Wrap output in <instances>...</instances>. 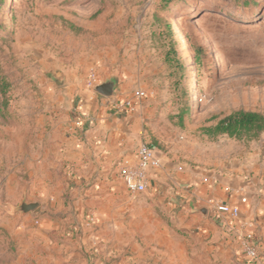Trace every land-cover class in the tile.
I'll use <instances>...</instances> for the list:
<instances>
[{
	"label": "rangeland",
	"instance_id": "1",
	"mask_svg": "<svg viewBox=\"0 0 264 264\" xmlns=\"http://www.w3.org/2000/svg\"><path fill=\"white\" fill-rule=\"evenodd\" d=\"M196 52L197 100L190 96L193 75L182 68ZM93 73L95 84L115 77L116 95L136 87L146 91L147 139L173 167L215 169L232 156L264 163V132L240 140L210 137L202 130L234 110L264 113V0H12L0 17V79L8 84L6 95L0 91V108L6 107L0 111V264H18L23 246L17 228L26 216H31L26 224L32 233L42 218L54 217L46 214L43 200L51 198L42 195V188L55 192L56 186L71 183L66 166L62 181L47 186L41 181V166L31 167L25 157L32 152L26 130L47 124L56 105L64 103L56 95L69 84L77 106H84L83 90L99 94L88 86ZM52 77L66 84L58 87ZM148 192L130 200L132 235L137 207L145 206L148 216L147 210L154 209L163 225L186 237L180 226L188 215H170L166 199L156 201ZM24 200L39 205L22 213L17 208ZM188 206L177 204L180 210Z\"/></svg>",
	"mask_w": 264,
	"mask_h": 264
},
{
	"label": "crops",
	"instance_id": "2",
	"mask_svg": "<svg viewBox=\"0 0 264 264\" xmlns=\"http://www.w3.org/2000/svg\"><path fill=\"white\" fill-rule=\"evenodd\" d=\"M69 85L66 92L56 95L64 103L56 105L47 124L26 130L32 152L25 157L31 167L41 166V181L46 186L62 181L66 166L71 183L56 186L55 192L42 188L46 189L42 195L51 198L43 200L49 207L46 214L54 217L42 218L41 227L33 233L26 224L31 216L18 225L19 245L23 246L18 264H264V163L232 156L215 169L184 164L177 169L158 146L161 164L148 172V193L156 201L166 199L164 209L170 215H188L180 226L188 235H178L163 225L154 209L147 210L152 213L148 216L142 206L137 207L133 236L128 212L133 209L130 200L138 194L127 189L119 169L125 160L138 159V145L149 138L145 123L150 108L143 98L136 101L132 113L117 110L115 102L133 92L105 97L87 89L79 96L84 102L79 107L77 101L73 104L75 87ZM54 165L57 174L52 172ZM242 194L249 197L248 204H240ZM209 198L239 205L242 219L254 221L260 237L256 260L241 251L237 227L215 221L210 210L207 215L192 211L193 206L207 205ZM184 201L188 208H177ZM91 215L92 222L88 221ZM197 224L203 226L202 232L194 229Z\"/></svg>",
	"mask_w": 264,
	"mask_h": 264
},
{
	"label": "built area",
	"instance_id": "3",
	"mask_svg": "<svg viewBox=\"0 0 264 264\" xmlns=\"http://www.w3.org/2000/svg\"><path fill=\"white\" fill-rule=\"evenodd\" d=\"M95 74H91L89 85L93 88L96 86ZM147 97L144 89L138 88L133 91L130 97L117 100L114 107L117 110H126L130 113L136 110V101ZM79 107H82L80 105ZM77 124H81L80 120ZM136 161L125 160L119 169V175L125 181L127 189L134 195L145 192L148 188V172L152 168L160 166L159 148L148 139H144L137 148ZM181 169V168H180ZM246 192V190H242ZM249 197L247 194L240 195V204H248ZM207 206L210 214L215 221L227 225L229 228H236L238 233V244L241 251L250 259L256 260L260 252V237L254 230V221L242 219L239 205H233L221 200L209 198ZM196 231L202 232V226H197Z\"/></svg>",
	"mask_w": 264,
	"mask_h": 264
},
{
	"label": "trees",
	"instance_id": "4",
	"mask_svg": "<svg viewBox=\"0 0 264 264\" xmlns=\"http://www.w3.org/2000/svg\"><path fill=\"white\" fill-rule=\"evenodd\" d=\"M5 7V0H0V17L4 13ZM168 27H171V25L168 24ZM171 49L175 51L174 46ZM194 66L199 78L200 58L197 52L194 54ZM182 68L188 71L184 63ZM7 87L8 84L0 79V91L3 95H6ZM3 109L6 110L5 105L0 108V111H3ZM202 130L210 137L227 135L240 140L257 138L264 132V113L245 109L234 110L218 119L216 124L205 126Z\"/></svg>",
	"mask_w": 264,
	"mask_h": 264
},
{
	"label": "water",
	"instance_id": "5",
	"mask_svg": "<svg viewBox=\"0 0 264 264\" xmlns=\"http://www.w3.org/2000/svg\"><path fill=\"white\" fill-rule=\"evenodd\" d=\"M54 83L58 87H62L66 84V80L64 78H58V77H52ZM117 86H118V81L115 77H110L106 79L104 82L97 84L95 86L96 92L99 94L105 96V97H113L117 94ZM39 203L38 202H27L23 201L19 206L18 210L22 213H29L33 210H35L38 207ZM193 212H201L204 215H206L209 211V208L207 205H199V206H193L192 208Z\"/></svg>",
	"mask_w": 264,
	"mask_h": 264
},
{
	"label": "bare ground",
	"instance_id": "6",
	"mask_svg": "<svg viewBox=\"0 0 264 264\" xmlns=\"http://www.w3.org/2000/svg\"><path fill=\"white\" fill-rule=\"evenodd\" d=\"M12 4V0H5V11H8L9 8L11 7ZM217 57L218 54H217ZM185 66L188 69V72L190 71L191 74L193 75V80L191 82V92H190V96L194 97L197 100V86H198V75L194 66V55L193 54H189L188 57H186L185 62H184Z\"/></svg>",
	"mask_w": 264,
	"mask_h": 264
}]
</instances>
